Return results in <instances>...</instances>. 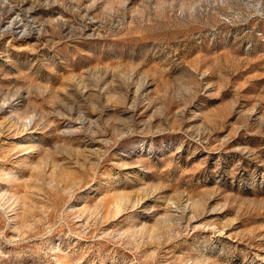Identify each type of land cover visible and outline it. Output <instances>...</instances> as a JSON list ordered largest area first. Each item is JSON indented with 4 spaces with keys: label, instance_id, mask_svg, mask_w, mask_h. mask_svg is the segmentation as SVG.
<instances>
[{
    "label": "rangeland",
    "instance_id": "374dc122",
    "mask_svg": "<svg viewBox=\"0 0 264 264\" xmlns=\"http://www.w3.org/2000/svg\"><path fill=\"white\" fill-rule=\"evenodd\" d=\"M0 264H264V0H0Z\"/></svg>",
    "mask_w": 264,
    "mask_h": 264
}]
</instances>
